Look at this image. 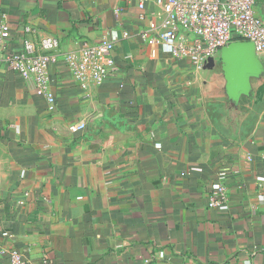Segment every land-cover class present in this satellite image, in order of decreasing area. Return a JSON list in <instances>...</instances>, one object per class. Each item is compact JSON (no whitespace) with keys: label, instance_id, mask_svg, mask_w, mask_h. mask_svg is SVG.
Instances as JSON below:
<instances>
[{"label":"crops","instance_id":"crops-1","mask_svg":"<svg viewBox=\"0 0 264 264\" xmlns=\"http://www.w3.org/2000/svg\"><path fill=\"white\" fill-rule=\"evenodd\" d=\"M164 16L157 0H0L5 49L28 38L57 57L54 111L0 67V264L13 249L26 264H264V55L234 97L220 57L152 54L142 35ZM107 36L116 69L84 88L64 58ZM221 171L229 201L210 207Z\"/></svg>","mask_w":264,"mask_h":264},{"label":"built area","instance_id":"built-area-1","mask_svg":"<svg viewBox=\"0 0 264 264\" xmlns=\"http://www.w3.org/2000/svg\"><path fill=\"white\" fill-rule=\"evenodd\" d=\"M256 2L257 0H157L165 12L164 19L154 25L151 34L144 33L142 37L150 45L152 54L161 49L173 57L189 59L198 69L205 68L209 59L218 58L221 49L233 41H251L257 53L264 55V19L256 12ZM9 35V24L0 20V67L5 65L20 73L25 80L33 81L36 92L45 98L47 109L54 111L56 100L48 65L57 59L56 55L37 52L28 38L23 40L20 49L7 50L5 43ZM115 39V36L104 37L97 43L85 44L78 51L65 56L64 61L72 78L82 87L87 88L89 80L101 84L116 69L113 56ZM41 44L48 50L57 47L58 41L48 38ZM70 127L77 131L83 129L85 123H73ZM232 173L238 177L240 169L235 168ZM230 177L228 171L218 173L217 181L213 184L214 192L209 200L210 207H219L229 201L226 181ZM10 254V264H26V259L17 249L11 250Z\"/></svg>","mask_w":264,"mask_h":264},{"label":"water","instance_id":"water-1","mask_svg":"<svg viewBox=\"0 0 264 264\" xmlns=\"http://www.w3.org/2000/svg\"><path fill=\"white\" fill-rule=\"evenodd\" d=\"M219 57L229 79V93L235 97L242 91H248V75L257 74L260 70L254 43L245 40L233 41L221 49ZM213 62L214 59H209L207 66H212Z\"/></svg>","mask_w":264,"mask_h":264}]
</instances>
